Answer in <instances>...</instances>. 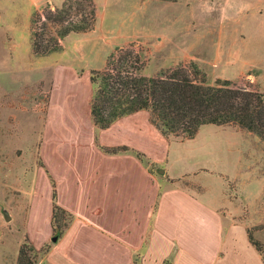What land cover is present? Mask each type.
<instances>
[{"label":"rangeland","instance_id":"374dc122","mask_svg":"<svg viewBox=\"0 0 264 264\" xmlns=\"http://www.w3.org/2000/svg\"><path fill=\"white\" fill-rule=\"evenodd\" d=\"M65 1L0 0V264H17L19 247L32 231V190L43 165L40 147L49 115L63 111L60 97L68 94L69 112L92 128L91 71L104 69L112 53L134 49L150 76L194 62L198 80H231L264 94V0H94L93 29L70 33L60 51L36 55L35 11ZM62 75L70 78L65 86ZM168 138L188 142L172 154L173 172L208 168L181 183L203 182L207 198L230 214L224 234L231 229L243 241L247 231L260 242L264 259V140L237 124H205L194 142ZM149 168L161 177L166 173L164 163L150 162ZM40 193L46 208V183Z\"/></svg>","mask_w":264,"mask_h":264},{"label":"crops","instance_id":"0c3cea01","mask_svg":"<svg viewBox=\"0 0 264 264\" xmlns=\"http://www.w3.org/2000/svg\"><path fill=\"white\" fill-rule=\"evenodd\" d=\"M69 80L59 78L63 86ZM92 97V128L69 112L66 94L58 102L63 111L49 115L43 133V165L36 172L32 231L27 237L37 249L52 239L45 264H264L247 231L243 241L231 229L229 236L224 234L223 220L230 214L222 203L207 198L203 182L181 183L184 176L208 168L173 172L172 154L188 142L171 141L153 123L149 110L123 116L101 129L91 115ZM201 130L202 126L188 141L194 142ZM118 146L130 149L105 150ZM149 162L164 163L166 173L154 174ZM52 180L55 200L73 214L57 240H53ZM223 181L226 190L228 183ZM44 183L51 198L46 208L40 193Z\"/></svg>","mask_w":264,"mask_h":264},{"label":"trees","instance_id":"16d2710c","mask_svg":"<svg viewBox=\"0 0 264 264\" xmlns=\"http://www.w3.org/2000/svg\"><path fill=\"white\" fill-rule=\"evenodd\" d=\"M96 21L94 0H66L61 6L47 3L32 18L33 52L48 55L60 51L66 36L89 31ZM200 73L198 65L192 62L189 67L180 65L150 76L143 73L141 56L134 49L112 53L104 69L91 71L93 121L106 129L123 116L149 110L153 123L166 136L194 138L205 124H237L264 140V94L231 80L217 79L214 83L198 80ZM129 149L105 147L109 152ZM137 154L144 158L143 153ZM52 186V225L55 235L60 237L72 222L73 214L55 200L54 180ZM249 239L261 251L260 242L250 235ZM50 249L49 243L35 248L27 237L19 247L17 264H39ZM29 251L35 252L34 255Z\"/></svg>","mask_w":264,"mask_h":264},{"label":"water","instance_id":"95a60500","mask_svg":"<svg viewBox=\"0 0 264 264\" xmlns=\"http://www.w3.org/2000/svg\"><path fill=\"white\" fill-rule=\"evenodd\" d=\"M6 216H7V218H9V215H6ZM53 240H57V236H54Z\"/></svg>","mask_w":264,"mask_h":264}]
</instances>
